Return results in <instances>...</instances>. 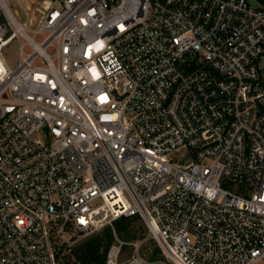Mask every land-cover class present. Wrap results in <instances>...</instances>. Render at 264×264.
Instances as JSON below:
<instances>
[{
    "label": "built area",
    "instance_id": "built-area-1",
    "mask_svg": "<svg viewBox=\"0 0 264 264\" xmlns=\"http://www.w3.org/2000/svg\"><path fill=\"white\" fill-rule=\"evenodd\" d=\"M10 3L0 264H59L53 237L69 248L135 214L162 258L114 236L104 264H264V5Z\"/></svg>",
    "mask_w": 264,
    "mask_h": 264
},
{
    "label": "trees",
    "instance_id": "trees-1",
    "mask_svg": "<svg viewBox=\"0 0 264 264\" xmlns=\"http://www.w3.org/2000/svg\"><path fill=\"white\" fill-rule=\"evenodd\" d=\"M114 236L123 241L142 240L141 252L149 261L156 262L162 258L158 246L148 236L147 228L137 214L119 216L112 221V227L106 225L99 231L83 237L69 248L55 236L52 238V246L59 264H104L106 251L115 241ZM148 247L151 251L147 250ZM131 251L130 246H123L120 260L126 259Z\"/></svg>",
    "mask_w": 264,
    "mask_h": 264
},
{
    "label": "rangeland",
    "instance_id": "rangeland-1",
    "mask_svg": "<svg viewBox=\"0 0 264 264\" xmlns=\"http://www.w3.org/2000/svg\"><path fill=\"white\" fill-rule=\"evenodd\" d=\"M19 1L23 5L28 6L29 9H30V12L32 14H35V16H37L38 13H39L38 11L43 8L42 0H11L10 4L12 6V9L15 10L16 12H18L20 15H21V9H20V6H19ZM248 1L253 6H263L264 5V3H263L264 0H248ZM3 52H4V55H5L6 59L8 60V63L11 66H14L15 63H16V59H17V45L15 44V42L14 41L10 42L3 49ZM88 235H90V234H88ZM88 235H81L80 236L81 237L80 240L83 237H86ZM77 242H79V240ZM65 253H67V251Z\"/></svg>",
    "mask_w": 264,
    "mask_h": 264
}]
</instances>
